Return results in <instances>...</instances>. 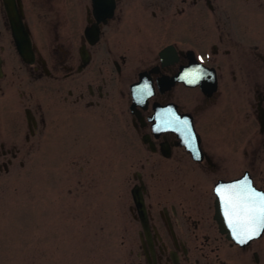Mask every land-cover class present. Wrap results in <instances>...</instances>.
Listing matches in <instances>:
<instances>
[{"label": "flooded vegetation", "instance_id": "1", "mask_svg": "<svg viewBox=\"0 0 264 264\" xmlns=\"http://www.w3.org/2000/svg\"><path fill=\"white\" fill-rule=\"evenodd\" d=\"M193 68L201 78L188 83ZM50 88L77 133L103 139L114 108L119 149L141 156L134 264H264V231L230 239L215 194L245 175L264 193V0H0V183L44 154Z\"/></svg>", "mask_w": 264, "mask_h": 264}, {"label": "rangeland", "instance_id": "2", "mask_svg": "<svg viewBox=\"0 0 264 264\" xmlns=\"http://www.w3.org/2000/svg\"><path fill=\"white\" fill-rule=\"evenodd\" d=\"M60 101L48 89L44 154L0 183V264H134L129 250L139 228L128 208L141 156L119 149L114 108L99 122L102 139L77 133L72 109Z\"/></svg>", "mask_w": 264, "mask_h": 264}, {"label": "snow or ice", "instance_id": "3", "mask_svg": "<svg viewBox=\"0 0 264 264\" xmlns=\"http://www.w3.org/2000/svg\"><path fill=\"white\" fill-rule=\"evenodd\" d=\"M200 78L199 68H193L186 72L183 77L188 83H196ZM140 91L150 94L147 84ZM166 123L170 122L166 121ZM178 123L187 132V142L195 143L189 121L184 119ZM196 158L199 159V155ZM215 194L220 201L224 218L231 229L232 236L238 243H247L264 231V193L254 188L247 175L234 183L216 187Z\"/></svg>", "mask_w": 264, "mask_h": 264}, {"label": "water", "instance_id": "4", "mask_svg": "<svg viewBox=\"0 0 264 264\" xmlns=\"http://www.w3.org/2000/svg\"><path fill=\"white\" fill-rule=\"evenodd\" d=\"M13 35L15 39V45L19 52V54L26 60L30 61L29 58H31V45L30 41L28 39V36L22 32V28H20L18 25L13 24L12 25ZM131 195L134 201V204L138 208V211L140 213V218L142 222V227L146 229V217H145V209H144V200L142 197L141 192L138 190L137 187H133L131 190ZM222 222L223 230L224 232H227V236L233 240H235L232 236L231 229L228 227L226 220H220ZM236 241V240H235Z\"/></svg>", "mask_w": 264, "mask_h": 264}]
</instances>
